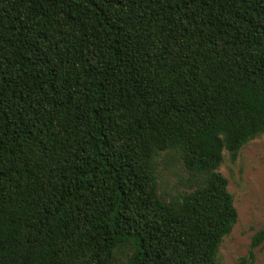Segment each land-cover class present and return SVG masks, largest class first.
Returning <instances> with one entry per match:
<instances>
[{
  "label": "trees",
  "instance_id": "1",
  "mask_svg": "<svg viewBox=\"0 0 264 264\" xmlns=\"http://www.w3.org/2000/svg\"><path fill=\"white\" fill-rule=\"evenodd\" d=\"M263 134L264 0H0V264H218Z\"/></svg>",
  "mask_w": 264,
  "mask_h": 264
},
{
  "label": "rangeland",
  "instance_id": "2",
  "mask_svg": "<svg viewBox=\"0 0 264 264\" xmlns=\"http://www.w3.org/2000/svg\"><path fill=\"white\" fill-rule=\"evenodd\" d=\"M159 193L168 200L177 192L187 191V172L172 153H161L157 159ZM227 181V190L233 196L237 220L229 235L221 241L217 252L218 264H239L248 257L253 235L264 229V134L245 144L232 162L223 153L217 170ZM248 264H264V242L253 250ZM128 250H116L112 264H126Z\"/></svg>",
  "mask_w": 264,
  "mask_h": 264
}]
</instances>
